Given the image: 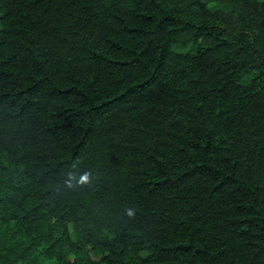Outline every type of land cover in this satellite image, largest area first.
<instances>
[{
  "label": "trees",
  "instance_id": "16d2710c",
  "mask_svg": "<svg viewBox=\"0 0 264 264\" xmlns=\"http://www.w3.org/2000/svg\"><path fill=\"white\" fill-rule=\"evenodd\" d=\"M214 1L0 0V264H264V0Z\"/></svg>",
  "mask_w": 264,
  "mask_h": 264
},
{
  "label": "rangeland",
  "instance_id": "374dc122",
  "mask_svg": "<svg viewBox=\"0 0 264 264\" xmlns=\"http://www.w3.org/2000/svg\"><path fill=\"white\" fill-rule=\"evenodd\" d=\"M209 4L214 6L216 3L214 0H210ZM178 49H181V48L178 47Z\"/></svg>",
  "mask_w": 264,
  "mask_h": 264
},
{
  "label": "clouds",
  "instance_id": "9594fccd",
  "mask_svg": "<svg viewBox=\"0 0 264 264\" xmlns=\"http://www.w3.org/2000/svg\"><path fill=\"white\" fill-rule=\"evenodd\" d=\"M87 177H82V179H86Z\"/></svg>",
  "mask_w": 264,
  "mask_h": 264
}]
</instances>
